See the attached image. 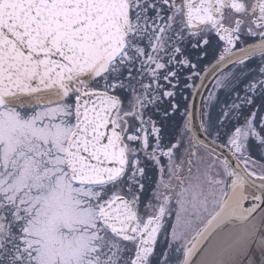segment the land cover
<instances>
[{"label": "snow or ice", "instance_id": "snow-or-ice-1", "mask_svg": "<svg viewBox=\"0 0 264 264\" xmlns=\"http://www.w3.org/2000/svg\"><path fill=\"white\" fill-rule=\"evenodd\" d=\"M0 264H264V0H0Z\"/></svg>", "mask_w": 264, "mask_h": 264}]
</instances>
